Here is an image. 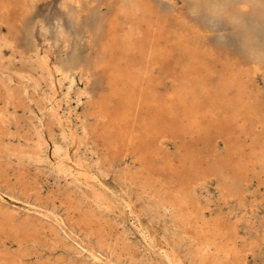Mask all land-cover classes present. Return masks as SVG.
Segmentation results:
<instances>
[{
    "label": "bare ground",
    "instance_id": "obj_1",
    "mask_svg": "<svg viewBox=\"0 0 264 264\" xmlns=\"http://www.w3.org/2000/svg\"><path fill=\"white\" fill-rule=\"evenodd\" d=\"M77 2L82 0H64L67 4ZM97 2L111 7H105L104 29L89 47L90 56L84 65L76 62L65 71L56 65L50 67L49 59L44 60L40 54L25 60L24 68L32 75L29 80L33 84H22L23 96L28 99V89H33L30 106L39 93L49 112L43 114L39 105L43 116L35 114L37 126L23 144L19 141L14 145L10 133L12 123L16 130L21 128L17 109L24 108L23 100L15 89L0 82V172L8 171L16 158L23 177L26 159L42 162L46 156L44 159L59 174L72 180L61 199L67 219L55 207L38 200L18 201L11 196L13 204L26 209L24 216H19L15 207L4 202L7 195L0 194V264H44L41 260L31 261L29 245L42 237L54 247L74 248L83 257L87 250L95 249L98 256L114 264H138L135 249L119 233L114 218L133 221L131 226L139 236L136 225L144 221L135 219L126 206L131 200L132 206L141 211L143 196L157 198L142 209V215L152 216L151 235L167 247L173 260L181 264H249L248 253L259 246L241 240L237 223L228 219L219 206L213 209L211 200L197 192V185L201 178L214 177L219 200L246 208L251 177L259 179L264 171V122L255 118L258 106L251 97L264 55L258 40L250 45L253 51L244 59L228 55L217 58L205 37L184 22L182 8L163 12L160 0ZM237 2L253 5L248 8L250 13L260 19L259 0ZM29 4V0H0V25L7 28L6 35L0 33L1 74L14 58H6L5 51H13L9 45L16 39L18 22ZM77 72L81 73L82 87L75 90ZM88 73H92L93 85ZM64 82L68 83V91L63 94L67 105L72 101L79 105L86 99L79 135L71 128L69 118L64 120L59 113L58 94ZM91 117L95 119L93 124L88 123ZM54 127L61 132L66 149L54 140ZM102 141L106 143L105 153L94 162L80 154L81 148L88 151L92 145L101 147ZM167 142L176 145L173 152ZM127 159L131 161L125 164ZM114 165L120 169L110 181ZM35 192L38 196L39 190ZM183 194L188 195L182 199ZM164 208L172 210L177 225L173 234L159 227V210ZM72 220L85 231V238L75 233ZM166 237L175 247L167 245ZM65 240L72 246H67ZM7 241L16 243V249H11L13 244L8 246ZM150 254L161 259L158 253ZM47 264L63 263L58 260ZM65 264L76 263L68 259Z\"/></svg>",
    "mask_w": 264,
    "mask_h": 264
},
{
    "label": "rangeland",
    "instance_id": "obj_2",
    "mask_svg": "<svg viewBox=\"0 0 264 264\" xmlns=\"http://www.w3.org/2000/svg\"><path fill=\"white\" fill-rule=\"evenodd\" d=\"M29 1L31 3H33V0H29ZM94 1L95 0H82L81 4L87 5L89 3H94ZM60 2L64 3V0H60ZM53 3H54V0L37 1L38 9H37V13H34V14H47L49 12L54 11L52 8ZM173 3H175L177 5L176 8L178 10H180L179 5L183 4L181 0H160L161 11H163V12L169 11V8ZM68 5L71 7L74 4L68 3ZM101 11L103 13H105L106 8L101 9ZM241 12H243L245 14V16L248 18L250 23L255 25V37L258 40L257 45L260 48L261 47V44H260L261 19L257 18L255 15L250 13V10L248 8H242L241 7ZM188 23L190 26L197 29L198 32L201 33L205 37V41L207 43V46L209 47L210 50L213 51L215 57H217V58L221 57L222 58V57L228 55L231 57L244 59L247 56V54H243V55L240 54V52H241L240 41L235 36H230L229 40L226 43L222 44L218 40V37L215 33L209 32L208 30L200 28L199 26H194L190 22H188ZM0 33L2 35L7 34V28L4 25H0ZM41 49L39 52L40 55H43V52L45 50H47L49 52L50 55H49L48 59H49L50 67H52L53 65H56L58 68L63 69L65 71L70 70L72 68V66L75 65L76 62L84 65L86 59L90 56L89 55L90 54L89 48L86 49L84 46H82L79 49V51H77L75 48H73V50L70 53H63V50L56 46L55 37H53L51 48H47V46L44 45L42 42ZM12 52L13 51H11V50L5 51V57L6 58H9L12 56H14V58L12 59L11 64L8 66V68L3 70V74L0 73V75H1L0 76V82L4 83L5 85L8 84L9 88L10 89L12 88V90L15 89L18 92V94L20 95V97L22 98L23 103H24V108L17 109V113H18L17 115L19 117L18 120H19L21 128L16 130L13 123L10 126V133L12 134V136H11L12 143H14V145H16L17 143H19V141H20V144H23L25 142L24 139L32 137L33 132H34L32 130V128L37 126V120L35 118V114H37L39 116H43V114L47 115L49 112V108L47 107V103L41 99L39 93H36L35 100L33 103H31L32 106H30L29 103L32 102L31 96L34 93L33 89H31V88L28 89L29 98L25 99L23 96L22 84H29V85L33 84V83H31L32 81L29 80V78L32 77V75H30V73L25 71V68H24V66L26 64L25 60L30 56L32 58H34L36 55H33L32 53H21V51L19 49L14 51L15 52L14 55H12ZM17 53H19V54L17 55ZM73 56L76 57V62L73 61ZM17 73H19L20 76L16 75ZM72 74H74V73H72ZM75 75L77 76L76 79L78 80L77 81V83H78L77 88H75V90H77L78 88L82 87V82L79 80L81 73L79 74L77 72V74H75ZM36 77L38 79H40V75H36ZM88 78H89V82L93 85L94 78L92 76V73H88ZM11 83H12V85H11ZM67 87H68V83L64 82L63 89H62V91L60 90V93L58 94V98L60 97L58 100L61 102L59 113L62 116V118L64 117L63 118L64 120L69 118V122L71 125L69 123H66L67 126L70 125L71 128H74L73 131L76 133V135H79L82 131V125H83L81 113L85 109L86 99L83 98L82 99L83 102L79 105L75 101H72V104L67 105L66 100L63 99L64 98L63 94L67 93V91H68ZM43 88H44V90H46L47 89L46 85H43L42 89ZM44 90H42V91H44ZM252 91L253 92L251 94V97L255 102V106H258V108H257L258 112L256 113L255 118L259 119L262 123V122H264V55H263L262 68L260 69V71H258V73L255 76L254 88ZM72 97L75 98V93H73ZM28 100H30V101L28 102ZM39 105L43 108V110H42V112H44L43 114L40 111ZM71 107H73L72 110L70 109ZM30 111H32L33 113L35 112V113L32 114ZM72 111L75 113H73ZM76 114L80 115V119L75 117V116H77ZM93 119L94 118L91 117L89 119L88 123L93 124L94 120H95V119L94 120ZM30 124H31V126H30ZM54 132H55L54 140L58 144H61L65 148V146H64L65 144L62 142L63 141L62 134L57 129V127H54ZM66 135L68 136L69 134L66 133ZM24 137H26V138H24ZM71 142L72 141L68 142L69 145ZM105 144H106L105 141H102L101 147H97L96 145H92L89 147L88 151H85L84 148H81L80 154L84 155V157H86V158H89V159L91 158V160L94 162L95 160H97L98 155H104ZM167 144H168V148H169L170 152H173L175 150L176 145L174 143H170V142H167ZM78 145L79 144L77 142L74 145L75 147H72V145L69 146V147H72L71 153H73V154L75 153ZM219 147L221 149L223 148V144L221 141H219ZM43 155H45V153ZM94 157H96V158H94ZM44 158H46V156H43L42 162H34V161L26 159L24 161V163L26 164L27 172L24 173L23 177L20 175V173L18 171L17 159L13 158L12 159V165L8 169V171L0 172V185L2 184L0 186V194L4 195V196L5 195L8 196V197L5 196L4 197L5 201L4 200L3 201L5 203L8 202L9 205L11 204L13 207H15L17 209L16 213L19 216H24L26 209L22 205L18 206L16 204H13L12 203L13 201L10 200L11 196H14L16 198V200H18V201L30 200L31 202H34L35 200H38L42 204L49 205L50 208L55 207L57 213L61 217L66 218V216H67L66 207L64 205H62L61 199H63V197H64V194H63L64 190L71 187L70 183L72 180H71L70 176L66 177V175L64 176V174H59L58 171H56L54 169V167H52L51 164H49L50 163L49 160L44 159ZM127 160H126L125 164H127L131 161L129 159H127ZM45 162H46V164H45ZM123 166H124V163L121 164L120 168H122ZM31 167H32V169H31ZM120 168H118L115 165L112 167L113 172L110 175V178H109L110 181L115 179V174L118 172V169H120ZM46 171H47V173H46ZM25 179L27 180V185H24ZM251 186H252V188H251ZM35 190H39L38 196H37V193L35 192ZM198 191H199V194L201 195V197L203 199L211 200L213 209L216 206H219L221 208V210L223 211V213H225L227 215L228 219L231 218L232 222L234 221L237 223L238 231H239V235H240L241 240H247V241L254 243V244L259 246V249L256 250L255 252L253 251V252L248 253L247 263H249V264H264V247H262V245H264V206H263L264 205V202H263L264 201V171L261 173L259 179L256 177H253V176L251 177V181H250L247 193L245 195V199H246V203H247L246 208L240 206L237 202L228 201L227 203H223V201L219 200L220 190L218 188L217 179H208L207 185L203 188H199L197 190V192ZM202 191H204V192H202ZM203 193H204V195H203ZM79 198L80 197L78 195V196H76L75 199L79 200ZM6 200H7V202H6ZM156 200H157V198L151 200V199H148L147 196L146 197L143 196V199L139 203V206L141 207L143 205V208H144L148 203L152 204ZM14 202H16V201H14ZM53 204H54V206H53ZM169 210H171V209H169V208L165 209L164 208V209L159 210L160 223H161V224H159V227H160V229H162V231L173 234L177 230V225L173 220L172 210L171 211H169ZM32 215H34V214H32ZM164 217L166 218V220ZM114 220L118 225L119 233H121L123 235V238L126 239V241H128L131 244V246L135 249V257H139V258H136L137 263H138L141 260V258L144 256V252L142 253L141 249L143 248L146 250V248L140 242V238L136 234L135 229L131 226V223H133V221L128 222V221H125V220L118 218V217H115ZM165 222H166V224H165ZM70 223L72 224L75 233L80 235V237L85 238L86 233H85V231H83L79 227L77 222L75 220H72ZM170 223H172V224H170ZM165 228H166V230H165ZM46 235L48 236L49 233L47 232ZM61 238H63V235H61ZM89 239L91 240L92 243H96L95 237L90 236ZM65 242H66L67 246L71 245V243H72L71 241H67V240H65ZM7 243H8L7 244L8 246H11L13 244L11 249H13V250L16 249V247H17L16 243H13L10 241H7ZM134 244H136V245H134ZM29 245H30V249L32 252L31 253V257H32L31 261L32 262L41 260L42 263L47 264L48 262L56 263L59 260L61 263L65 264V263H67L68 259H71L72 261H74V263H76L77 260H80L83 258L82 255L78 254V252L76 250H74V248L70 249L69 247H67V248L66 247L65 248L64 247H54L52 245V243L49 240H46V238H44V237H42L40 240L37 239V241L29 242ZM187 245H188V242L184 246H187ZM106 250L108 251V249H106ZM149 256H150V258L154 259L150 253H149Z\"/></svg>",
    "mask_w": 264,
    "mask_h": 264
},
{
    "label": "snow or ice",
    "instance_id": "obj_3",
    "mask_svg": "<svg viewBox=\"0 0 264 264\" xmlns=\"http://www.w3.org/2000/svg\"><path fill=\"white\" fill-rule=\"evenodd\" d=\"M177 5L173 3L169 11ZM261 11L260 25V44L262 53H264V0H259ZM105 7H111L103 3H89L87 5L79 2L73 6L67 3L54 0L52 8L54 11L47 14L37 13L38 4L36 0L27 5V13L19 20L16 31V39L12 45H9L13 51L19 49L21 53H32L37 55L40 52L43 42L47 48L52 47V40L55 37V44L63 50V53H70L73 48L77 51L84 46L86 49L92 47L98 35L103 31L106 16L101 11ZM122 7V6H121ZM184 10L183 15L186 17L185 23L190 22L194 26L206 29L217 35L218 40L223 44L229 40L230 36H235L240 41V54L251 53L250 47L255 42V25L250 23L241 7L251 8L253 5H241L237 0H185V3L179 5ZM49 52H43V59L48 60ZM76 62V57L73 56ZM208 179L214 177L201 178L197 188H203L207 185ZM227 197V193L221 192ZM184 195L183 194L182 199ZM232 199H237L235 195ZM132 206L129 200L126 210L132 214L135 219H141L143 224H137L139 236L145 249L144 256L138 264H181V262L171 258L172 253L168 252L167 247L160 244L158 237L151 235V226L154 224L151 215L144 216ZM168 246L175 247L171 238L166 237ZM264 247V245H262ZM149 253H158L161 259H152ZM76 264H114L97 255L95 249L87 250L84 257L76 261Z\"/></svg>",
    "mask_w": 264,
    "mask_h": 264
}]
</instances>
